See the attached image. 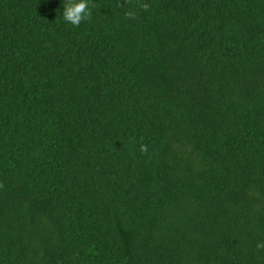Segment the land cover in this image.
<instances>
[{"label": "trees", "instance_id": "obj_1", "mask_svg": "<svg viewBox=\"0 0 264 264\" xmlns=\"http://www.w3.org/2000/svg\"><path fill=\"white\" fill-rule=\"evenodd\" d=\"M89 5L0 0V264H264V0Z\"/></svg>", "mask_w": 264, "mask_h": 264}, {"label": "clouds", "instance_id": "obj_2", "mask_svg": "<svg viewBox=\"0 0 264 264\" xmlns=\"http://www.w3.org/2000/svg\"><path fill=\"white\" fill-rule=\"evenodd\" d=\"M63 2V19L67 23L79 27L82 21L89 20L92 17V11L90 10L89 0H62ZM131 3V0H124L123 3L119 0V6L124 7L125 4ZM94 7V5H93ZM139 8L144 11L149 9L147 3L140 2L138 4ZM126 19H135L136 11L133 8H128L125 12ZM139 151L143 154L148 152V146L141 144ZM257 249L264 250V242H257Z\"/></svg>", "mask_w": 264, "mask_h": 264}]
</instances>
